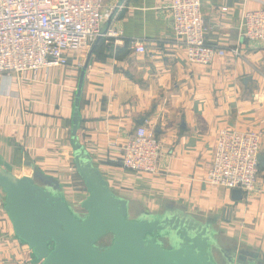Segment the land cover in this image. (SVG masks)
Instances as JSON below:
<instances>
[{
  "label": "crops",
  "instance_id": "0c3cea01",
  "mask_svg": "<svg viewBox=\"0 0 264 264\" xmlns=\"http://www.w3.org/2000/svg\"><path fill=\"white\" fill-rule=\"evenodd\" d=\"M169 2L106 0L104 13L113 14L109 28L110 16L104 36L90 48L71 50L67 65L0 74V167L20 178L50 175L71 208L83 213L80 203L88 193L75 169L72 118L80 74L94 47L78 140L112 191L128 200L131 217L178 209L210 223L227 254L264 258V41L243 35L244 12L264 8V0H201L207 42L226 51L206 66L187 60ZM135 40L145 52L132 49ZM141 126L162 143L155 174L127 170L120 162L126 141ZM225 127L261 135L257 189L241 191L239 199L205 181ZM5 204L0 187V264L33 263ZM213 249L218 260L215 249L222 252Z\"/></svg>",
  "mask_w": 264,
  "mask_h": 264
},
{
  "label": "water",
  "instance_id": "95a60500",
  "mask_svg": "<svg viewBox=\"0 0 264 264\" xmlns=\"http://www.w3.org/2000/svg\"><path fill=\"white\" fill-rule=\"evenodd\" d=\"M112 18L113 14L106 29ZM93 48L80 74L72 118L75 169L88 193L80 203L83 213L71 208L63 187L50 175L39 172L35 177L20 178L0 167L5 209L16 236L31 248L33 263L219 264L213 248L220 247L210 223L178 209L130 217L128 200L112 191L100 168L83 149L78 140L79 109ZM232 194L239 199L242 192L234 189ZM108 234L113 236L112 243L101 247L100 240ZM220 251L226 264H264L263 257Z\"/></svg>",
  "mask_w": 264,
  "mask_h": 264
},
{
  "label": "built area",
  "instance_id": "2783aa9c",
  "mask_svg": "<svg viewBox=\"0 0 264 264\" xmlns=\"http://www.w3.org/2000/svg\"><path fill=\"white\" fill-rule=\"evenodd\" d=\"M106 0H0V74L37 72L69 63L71 50L90 48L103 34ZM172 29L182 41L187 60L210 65L226 51L206 39L201 0H170ZM110 36H117L110 32ZM243 35L250 41H264V8L246 10ZM132 49L145 52L142 41ZM238 54L237 49L231 50ZM261 135L225 127L217 135L212 164L205 181L210 185L251 193L257 189ZM162 143L145 126L128 138L121 157L130 171L155 174ZM32 251V250H31ZM31 258L28 260L30 264ZM31 264H42V261Z\"/></svg>",
  "mask_w": 264,
  "mask_h": 264
},
{
  "label": "rangeland",
  "instance_id": "374dc122",
  "mask_svg": "<svg viewBox=\"0 0 264 264\" xmlns=\"http://www.w3.org/2000/svg\"><path fill=\"white\" fill-rule=\"evenodd\" d=\"M78 178H79V176H78ZM78 180L81 181L79 185H81V186L83 185V187H84L83 181L80 178ZM131 215H135V214L131 213ZM131 215H130V217H131ZM132 218H135V217H132ZM112 241H113V236L111 234H108L107 236H105L104 238H102L100 240L99 245L101 247H104V246H107V245L111 244ZM215 254H216L217 258H218L219 264H226L225 256L221 255V253L218 250H216V249H215Z\"/></svg>",
  "mask_w": 264,
  "mask_h": 264
},
{
  "label": "trees",
  "instance_id": "16d2710c",
  "mask_svg": "<svg viewBox=\"0 0 264 264\" xmlns=\"http://www.w3.org/2000/svg\"><path fill=\"white\" fill-rule=\"evenodd\" d=\"M78 175V174H77Z\"/></svg>",
  "mask_w": 264,
  "mask_h": 264
}]
</instances>
